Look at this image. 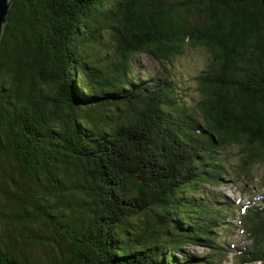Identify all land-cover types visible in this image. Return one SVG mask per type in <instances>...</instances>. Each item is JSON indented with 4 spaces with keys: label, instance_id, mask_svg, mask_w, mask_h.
<instances>
[{
    "label": "trees",
    "instance_id": "trees-1",
    "mask_svg": "<svg viewBox=\"0 0 264 264\" xmlns=\"http://www.w3.org/2000/svg\"><path fill=\"white\" fill-rule=\"evenodd\" d=\"M195 47L209 62L192 102L136 68L139 54L166 65ZM257 162L264 0L12 1L0 41V264H224L237 209L249 242L237 263L264 264V196L236 207L203 190Z\"/></svg>",
    "mask_w": 264,
    "mask_h": 264
},
{
    "label": "rangeland",
    "instance_id": "rangeland-1",
    "mask_svg": "<svg viewBox=\"0 0 264 264\" xmlns=\"http://www.w3.org/2000/svg\"><path fill=\"white\" fill-rule=\"evenodd\" d=\"M135 61L137 65L135 66L141 75L150 76L157 74L173 79L178 83L180 91L185 98L192 102L197 98L195 75L205 68L209 62V57L201 47H195L186 49L181 57L172 61V64L165 65L144 53L137 55ZM237 152L238 149L233 148L231 155H229V161L232 165L238 163L239 156ZM203 190L210 198L215 194V191L222 192L227 197L236 201V207L254 201L260 196H264V163H255L250 174H238L232 170L229 174L223 176V180L219 185L213 186L212 184H206ZM216 199L218 205L221 206L223 199L218 197ZM239 217L240 212L237 209L235 210V216L233 218L225 220V225L230 230H226V236L223 235V240L232 249L224 264H238L235 253L249 243L242 230ZM231 230L232 232H230ZM195 251L201 253L205 249L196 247Z\"/></svg>",
    "mask_w": 264,
    "mask_h": 264
},
{
    "label": "water",
    "instance_id": "water-1",
    "mask_svg": "<svg viewBox=\"0 0 264 264\" xmlns=\"http://www.w3.org/2000/svg\"><path fill=\"white\" fill-rule=\"evenodd\" d=\"M13 0H0V41L3 31V26L7 22L8 12Z\"/></svg>",
    "mask_w": 264,
    "mask_h": 264
}]
</instances>
